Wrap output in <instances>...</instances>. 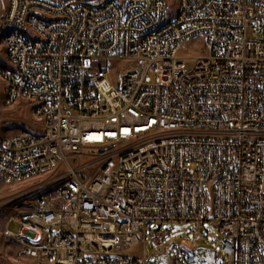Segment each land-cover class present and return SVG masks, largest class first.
<instances>
[{"label": "built area", "instance_id": "obj_1", "mask_svg": "<svg viewBox=\"0 0 264 264\" xmlns=\"http://www.w3.org/2000/svg\"><path fill=\"white\" fill-rule=\"evenodd\" d=\"M173 1L2 4L6 104L40 126L0 138V177L39 192L3 226L18 256L150 264L153 224L209 222L222 264H264V0Z\"/></svg>", "mask_w": 264, "mask_h": 264}, {"label": "rangeland", "instance_id": "obj_2", "mask_svg": "<svg viewBox=\"0 0 264 264\" xmlns=\"http://www.w3.org/2000/svg\"><path fill=\"white\" fill-rule=\"evenodd\" d=\"M94 1L96 2V0ZM0 3V8L2 4L6 7L8 0H0ZM173 3L176 6L177 0H174ZM6 32L7 30L0 26V67L6 63V48L3 44V37ZM202 51L208 52V47L203 38L198 41L187 42L181 50V55H186L187 52L201 53ZM111 64L114 65L112 67L114 71H111L112 76L117 78L124 67L119 65V62ZM111 64L100 62L99 66L109 68ZM116 65L118 69L115 71ZM149 76L155 82L154 74L150 73ZM6 88V83L0 75V138L11 136L23 130L37 132L40 126L34 116V105L27 101L13 105L6 104ZM31 187L32 184L29 181L8 182L0 177V259L2 264H44L18 256L17 251L2 238L5 222L9 219L8 230L16 232L19 224L10 217L29 211L34 205L39 192L32 191ZM152 229L148 230L146 239V252L150 264H187L184 261V255L192 257L193 261L190 264L223 263L224 258L219 251L225 235L209 222L196 226L186 222L166 223L160 228V231H157L158 227L153 224Z\"/></svg>", "mask_w": 264, "mask_h": 264}, {"label": "trees", "instance_id": "obj_3", "mask_svg": "<svg viewBox=\"0 0 264 264\" xmlns=\"http://www.w3.org/2000/svg\"><path fill=\"white\" fill-rule=\"evenodd\" d=\"M3 66H5V64Z\"/></svg>", "mask_w": 264, "mask_h": 264}]
</instances>
